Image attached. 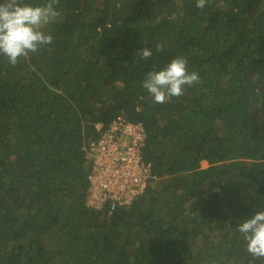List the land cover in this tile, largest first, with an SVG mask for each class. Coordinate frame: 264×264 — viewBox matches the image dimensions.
I'll return each instance as SVG.
<instances>
[{
  "label": "trees",
  "instance_id": "16d2710c",
  "mask_svg": "<svg viewBox=\"0 0 264 264\" xmlns=\"http://www.w3.org/2000/svg\"><path fill=\"white\" fill-rule=\"evenodd\" d=\"M195 4L60 0L51 45L0 55V264H264L236 230L264 208V0ZM180 56L200 83L154 103L143 79ZM120 113L153 176L109 212L87 143Z\"/></svg>",
  "mask_w": 264,
  "mask_h": 264
},
{
  "label": "clouds",
  "instance_id": "9594fccd",
  "mask_svg": "<svg viewBox=\"0 0 264 264\" xmlns=\"http://www.w3.org/2000/svg\"><path fill=\"white\" fill-rule=\"evenodd\" d=\"M59 3L60 0H44L42 4L27 0H0V55L5 56L11 66L53 43V36L45 28L59 18ZM206 3L207 0H196L195 7L202 10ZM155 48L162 52L164 45L157 44ZM139 54L141 59L148 60L153 51L144 47ZM200 79L198 72L189 71L187 59L180 56L160 70L149 71L142 87L154 103L161 104L172 97H181L188 87L200 83ZM236 230L253 260H264V208L257 207L253 215L239 222Z\"/></svg>",
  "mask_w": 264,
  "mask_h": 264
},
{
  "label": "built area",
  "instance_id": "2783aa9c",
  "mask_svg": "<svg viewBox=\"0 0 264 264\" xmlns=\"http://www.w3.org/2000/svg\"><path fill=\"white\" fill-rule=\"evenodd\" d=\"M96 131V138L87 143L92 161L88 203L109 212L129 207L153 176L143 155L145 127L120 113L108 123H97Z\"/></svg>",
  "mask_w": 264,
  "mask_h": 264
},
{
  "label": "rangeland",
  "instance_id": "374dc122",
  "mask_svg": "<svg viewBox=\"0 0 264 264\" xmlns=\"http://www.w3.org/2000/svg\"><path fill=\"white\" fill-rule=\"evenodd\" d=\"M207 161H202V166H207Z\"/></svg>",
  "mask_w": 264,
  "mask_h": 264
}]
</instances>
